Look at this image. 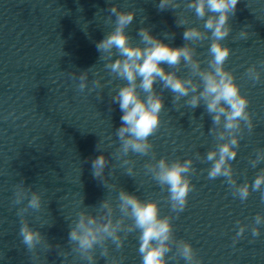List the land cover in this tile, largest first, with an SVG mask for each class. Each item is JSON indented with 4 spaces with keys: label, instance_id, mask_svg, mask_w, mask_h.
Here are the masks:
<instances>
[{
    "label": "water",
    "instance_id": "obj_1",
    "mask_svg": "<svg viewBox=\"0 0 264 264\" xmlns=\"http://www.w3.org/2000/svg\"><path fill=\"white\" fill-rule=\"evenodd\" d=\"M158 2L0 0V264H87L72 252L69 224L82 210L95 214L106 198L115 206L121 188L142 201H157L159 215L173 217L175 238L190 242L202 264H264V224H254L257 214L264 216L261 193L251 192L242 203L233 196L226 178L207 179L211 162L202 160L217 141L209 132L212 118L203 104L193 110L181 100L182 107L176 110L172 93L165 90L160 128L150 137L156 160L166 157L169 162H183L191 158L197 170L191 174L194 190L178 218L171 211L167 189H162L150 174L145 175L144 165L151 161L150 155L130 153L125 157L134 161V177L125 173L127 166L121 167V160L115 156L119 147L115 132L123 113L119 104L112 102V96L113 90L126 82L108 74L95 45L113 28L105 23L108 9L119 5L122 10L137 12L126 30L135 43H139L138 30L145 27L164 43L183 46L185 28L177 26L174 10L159 11ZM180 11L192 25L202 27L203 21L197 20L193 12L183 6ZM229 23L232 32L223 43L232 52L225 68L233 71L241 93L249 99L248 111L255 125L250 132L242 123L237 157L231 164L237 184L248 183L251 188L264 169V161L255 168L251 165L257 152L264 150V66L260 64L264 61V0H239ZM241 30L248 32L247 39H240ZM165 32L174 34V38L165 39ZM209 46L210 41H205L197 48L201 60L206 59ZM252 65L261 72V80L256 83L246 75ZM162 67L169 70L167 65ZM88 69V86L80 92L79 75ZM178 74L189 73L182 69ZM99 77L104 87L89 92L92 81ZM155 87L160 91L159 83ZM101 154L109 164L97 179L92 175L91 161ZM20 184L42 195L41 209H29L25 214L30 226L46 240L32 253L21 243V221L16 214L27 199L20 205L12 204ZM119 216L117 209L115 218ZM125 223L132 221L126 219ZM241 225L248 227L237 238ZM253 226L261 233L255 239ZM138 236L139 230L130 233L120 250L109 241V257L101 256L97 248L95 264H110L112 258L121 257L122 264H142ZM175 252L173 245L167 256ZM64 253L69 255L65 258ZM168 264L185 261L178 258Z\"/></svg>",
    "mask_w": 264,
    "mask_h": 264
},
{
    "label": "clouds",
    "instance_id": "obj_2",
    "mask_svg": "<svg viewBox=\"0 0 264 264\" xmlns=\"http://www.w3.org/2000/svg\"><path fill=\"white\" fill-rule=\"evenodd\" d=\"M238 3L239 0H159L156 4L157 9L174 10L177 26L185 28L183 39L186 43L181 47H172L164 43L145 27L138 30L139 43H135L126 30L133 23L137 15L136 10L126 11L119 5H114L108 9L109 15L105 20V23L113 25V28L95 45L100 53L99 60L105 62L104 68L108 70V74L114 79L126 82L118 85V90L114 89L115 95L112 96V102L118 103L123 113L121 126L115 132L119 140L115 156L121 160V167L127 166L125 173L134 177V161L125 157L130 153L150 155L151 161L144 165L145 175L150 174L162 189H167L168 203L171 211L177 214V218L187 206L189 193L194 190L191 174L197 170L193 167L191 158L183 162L179 159L169 162L166 157L156 160L150 137L160 128L161 112L165 108L163 99L165 90L172 93V103L176 110L182 107L181 100L193 110L203 104L206 113L212 118L213 126L209 132L215 136L217 144L202 160L211 162L210 168L207 169V179L226 178L233 196L238 197L242 203L253 191H259L261 202H264V169L260 170L250 188L248 183L237 184L231 164L237 157L242 123L250 132L255 126L248 111L249 99L241 93L233 71L225 68L232 50L225 46L223 41L232 32L229 21L235 14ZM182 6L193 12L197 20L203 21L202 27L192 25L184 12H177ZM82 30L87 32L86 29ZM163 35L165 39L174 38V34L167 32ZM239 35L240 39H247L248 32L241 30ZM205 41H210V46L206 59L201 60L197 48L203 46ZM260 64L264 66V61H260ZM162 65H167L169 70L166 71ZM90 69L79 75L80 82L77 88L80 92L88 86ZM182 69H187L189 74L179 75ZM246 75L253 83L261 80V72L257 70L256 65L249 67ZM101 79L102 77L94 79L93 87L88 88V91L104 87ZM108 83L111 84L112 80ZM157 83L160 84V91L156 90ZM107 139L111 141L112 138ZM196 158L201 159L199 153H196ZM262 161L264 150H259L256 158L251 160V165L255 168ZM108 164L109 160L105 155L95 157L91 161L93 177L101 178ZM107 187L115 188L116 185ZM13 195V205H20L27 199V204L17 208L16 214L21 221L18 233L21 243L32 253L46 240L40 231L30 226L25 214L29 209L34 211L41 209L42 195L23 184L16 186ZM117 200L118 203L114 206L112 201L106 198L96 208L95 214L82 210L77 213V219L69 224L68 242L72 246V252L81 260L87 264H95L97 248L100 249L101 256L109 257V241L120 250L127 236L139 230L138 253L142 258V264H168L169 260L178 258H183L185 264H202L190 242L175 238L171 222L173 217L171 215L161 217L157 201H142L122 188ZM117 209L120 213L119 218H115ZM126 219H130L132 223H125ZM254 224L257 226L264 224V216L257 214L254 217ZM247 227L241 225L236 237H242ZM120 233L124 235L121 236ZM251 234L254 239L258 238L261 235L259 227L253 226ZM173 245L176 252L169 257L167 254L172 251ZM47 246L51 247L49 244ZM67 255L69 253L63 254L65 258ZM122 259L123 257L120 260L112 258L110 264H122Z\"/></svg>",
    "mask_w": 264,
    "mask_h": 264
}]
</instances>
